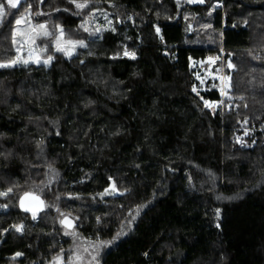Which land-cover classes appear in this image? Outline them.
<instances>
[{
    "label": "trees",
    "instance_id": "trees-1",
    "mask_svg": "<svg viewBox=\"0 0 264 264\" xmlns=\"http://www.w3.org/2000/svg\"><path fill=\"white\" fill-rule=\"evenodd\" d=\"M0 4V264H264V0Z\"/></svg>",
    "mask_w": 264,
    "mask_h": 264
},
{
    "label": "rangeland",
    "instance_id": "rangeland-1",
    "mask_svg": "<svg viewBox=\"0 0 264 264\" xmlns=\"http://www.w3.org/2000/svg\"><path fill=\"white\" fill-rule=\"evenodd\" d=\"M24 9V7H22ZM13 21L14 19H12L9 24L7 25L6 28L3 29V31L0 33V64H8L11 61L15 60L18 53L15 52L14 48H13V44L11 41V34H12V25H13ZM124 54L129 55L131 53H129L128 51H124ZM213 63L215 62V59H213L212 61ZM212 63V64H213ZM227 63V64H226ZM211 64V65H212ZM229 64H231L229 62V60L225 59L223 60V62L220 65V69L218 72H212L210 71L211 66H209V69L207 70V74L210 78H214L216 80L217 83H219L220 85V91L222 93V95L225 96L226 94V90L228 89L229 86V75L231 73V71L234 69V66L232 65V67H229ZM226 68H228V71L226 72ZM210 109H216L217 104L218 103H210L207 102ZM243 131H247V128L242 129ZM264 139V138H263ZM86 246H84V245ZM81 246L84 247V249H86V251L84 250V252L86 254H91V252L93 250H91L92 244H87V243H83ZM63 255H61V257H57L59 258V262L56 260L51 261L49 263L46 264H62V259H64V257H62ZM77 259L79 260H83L82 258V254L76 256Z\"/></svg>",
    "mask_w": 264,
    "mask_h": 264
},
{
    "label": "snow or ice",
    "instance_id": "snow-or-ice-1",
    "mask_svg": "<svg viewBox=\"0 0 264 264\" xmlns=\"http://www.w3.org/2000/svg\"><path fill=\"white\" fill-rule=\"evenodd\" d=\"M19 2H20V0H6L7 6L12 8V9L17 8ZM86 6L87 5L83 4V3H77L76 4L77 8H84ZM3 15H5L4 5L0 4V16H3ZM25 19H26V17H21V18L17 19L16 20V25L17 26L21 25L23 22H25ZM38 27L40 29H44L45 25L41 24ZM35 35L47 36V35H49V33L47 31H44L42 33H36ZM12 38H13V44L14 45L19 44L21 39L24 40L25 44H27L29 42H31L32 44L35 43V36L34 35H32L31 33H21V32L18 31V29H14L13 30ZM69 43L71 44L72 42H69ZM80 43H81V46H83L82 42H80ZM17 50L19 51V48ZM57 51H65L62 47H60V41L59 40L57 41ZM65 55H71V50L65 51ZM50 60H51V57H49L47 61H44V63H48ZM20 62L28 63V61L13 60L9 64H0V67H10V66H13L14 64H17V63H20ZM229 67H232V65L229 64ZM205 105L206 106H211V105H208L207 102H205ZM4 194H6V193H4ZM69 226H71L70 223H69ZM17 230L18 231L20 230L19 227H17ZM122 234L123 233H117V236L113 237L112 241H101V243L102 244H111V243L115 242V240ZM17 255H19V254H17ZM57 261L59 262V258H57Z\"/></svg>",
    "mask_w": 264,
    "mask_h": 264
},
{
    "label": "water",
    "instance_id": "water-1",
    "mask_svg": "<svg viewBox=\"0 0 264 264\" xmlns=\"http://www.w3.org/2000/svg\"><path fill=\"white\" fill-rule=\"evenodd\" d=\"M18 206L21 210L36 215L43 208V200L40 196L27 192L20 196L18 200ZM62 222L68 228L72 227L73 225V219L68 216H65ZM69 223L71 226H69Z\"/></svg>",
    "mask_w": 264,
    "mask_h": 264
},
{
    "label": "built area",
    "instance_id": "built-area-1",
    "mask_svg": "<svg viewBox=\"0 0 264 264\" xmlns=\"http://www.w3.org/2000/svg\"><path fill=\"white\" fill-rule=\"evenodd\" d=\"M217 4H218V3H217ZM217 4H216V5H217ZM222 51H223V49L221 48V49H220V52L222 53ZM208 59H209V57H206V58H205V60H208ZM263 141H264V139H263Z\"/></svg>",
    "mask_w": 264,
    "mask_h": 264
}]
</instances>
